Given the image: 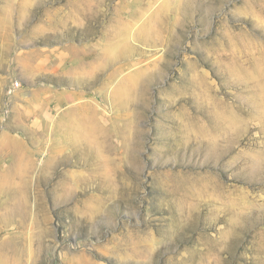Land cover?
<instances>
[{
  "label": "rangeland",
  "instance_id": "rangeland-1",
  "mask_svg": "<svg viewBox=\"0 0 264 264\" xmlns=\"http://www.w3.org/2000/svg\"><path fill=\"white\" fill-rule=\"evenodd\" d=\"M4 169L14 264H264V0H0Z\"/></svg>",
  "mask_w": 264,
  "mask_h": 264
},
{
  "label": "bare ground",
  "instance_id": "bare-ground-1",
  "mask_svg": "<svg viewBox=\"0 0 264 264\" xmlns=\"http://www.w3.org/2000/svg\"><path fill=\"white\" fill-rule=\"evenodd\" d=\"M8 139V138H6ZM9 144V142H6ZM12 173L9 172L7 169L1 170L0 171V197L4 196V191L9 186V180L11 179ZM9 202L13 201L10 199H7ZM1 202V201H0ZM25 203H20L16 206L15 211L13 215H8L7 216V206L4 204H0V223H6L8 224L9 222L13 223L14 219L16 216H20L22 218V223L18 225L19 227V232L12 233L10 234L9 239L12 240L14 237H18L16 242L13 244L14 248H10L6 250V259H0V261H6V263H0V264H9L10 262L14 264L15 262L18 263V259L23 252L21 249L22 245H31L33 240L32 238H28L24 236V226L26 223V217L28 214V211L18 213L20 211V208L23 206L24 208ZM39 230H41L39 228ZM40 233H45L44 230H41Z\"/></svg>",
  "mask_w": 264,
  "mask_h": 264
}]
</instances>
